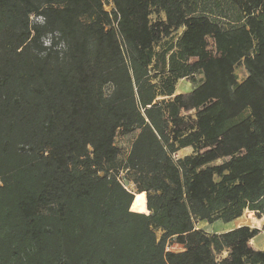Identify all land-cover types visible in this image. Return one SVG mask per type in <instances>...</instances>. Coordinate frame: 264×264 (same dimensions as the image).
<instances>
[{"label":"trees","instance_id":"obj_1","mask_svg":"<svg viewBox=\"0 0 264 264\" xmlns=\"http://www.w3.org/2000/svg\"><path fill=\"white\" fill-rule=\"evenodd\" d=\"M108 3L0 0V264H264V0Z\"/></svg>","mask_w":264,"mask_h":264},{"label":"rangeland","instance_id":"obj_2","mask_svg":"<svg viewBox=\"0 0 264 264\" xmlns=\"http://www.w3.org/2000/svg\"><path fill=\"white\" fill-rule=\"evenodd\" d=\"M106 1V6H107V10H111L112 6L109 5V0H105ZM159 18L161 19H165V16L163 14L161 15H153L152 16V22H156ZM220 22H225L227 23V21H223V19L220 20ZM228 24V23H227ZM181 33V32H180ZM179 33V35H180ZM178 34H174L171 38H168L167 40L164 41L167 42L168 46L169 44H174L177 40V37L179 36ZM208 49L214 53L215 49H214V40L209 38L208 39ZM192 61H195V59H193ZM236 74L238 76V80L242 81L247 77V71L245 69L244 66H239L236 69ZM198 79H201V76H198ZM199 85V83H193L188 79H184V80H180L177 84V93H189L191 91H193V89H195L197 86ZM133 135H129V136H121L119 135L117 140H116V144L121 148V158H125V156L127 155L129 148H130V144L132 142L133 139ZM192 153L191 149H188L186 151H183L182 153L179 154V156H186ZM221 162H219L218 164H220ZM122 182L124 183V185L127 187L128 190L135 192V187L133 184L122 180ZM133 210H135V206L132 207ZM247 212V211H246ZM245 212V213H246ZM241 217V222L242 224H245L246 226H249L251 228H257L260 230V234L254 238L253 240H251L249 242V247L252 251H256L257 249L259 251H263L264 250V231H263V221L262 218H258L256 214H245ZM234 223H223L221 221L215 222L213 224H209L207 222L198 224V228L202 229L204 231H206L207 233L210 234H221V233H226V231H228V229H230L231 227H233ZM160 235V234H158ZM168 251H172V252H181L183 251V247L181 245H170L168 247ZM227 253H224L223 256H218L219 260L222 259V257H226Z\"/></svg>","mask_w":264,"mask_h":264},{"label":"crops","instance_id":"obj_3","mask_svg":"<svg viewBox=\"0 0 264 264\" xmlns=\"http://www.w3.org/2000/svg\"><path fill=\"white\" fill-rule=\"evenodd\" d=\"M247 76H248V74H247ZM240 81V80H239ZM243 81V80H242ZM242 81H240V82H242ZM188 149H190V148H187V149H185V150H183V151H186V150H188ZM183 151H181L180 153H182ZM138 195H142V196H144V199H145V209L144 210H137V208H138V206H139V203H140V200H139V203H138V205L137 206H135V210H133V208H132V211L133 212H138V213H145V214H149V211L147 210V199H146V194L145 193H141V194H135V197L136 196H138ZM137 198V197H136ZM136 198H135V200H136ZM135 202V201H134ZM134 206V205H133ZM132 206V207H133ZM255 214L254 212H251V211H247L245 214ZM241 218H239V219H237V220H235V221H233V223H234V225H233V227H231L230 229H228V231H226V232H229V231H231V230H234V229H237V228H239V227H241V226H246L245 224H242V222H241V220H240ZM262 221H263V225H264V217H262ZM202 223H204V222H202ZM201 224V223H200ZM256 251H259L258 249L256 250Z\"/></svg>","mask_w":264,"mask_h":264},{"label":"bare ground","instance_id":"obj_4","mask_svg":"<svg viewBox=\"0 0 264 264\" xmlns=\"http://www.w3.org/2000/svg\"><path fill=\"white\" fill-rule=\"evenodd\" d=\"M138 203H139V198H136V200H135V202H134V206H137L138 205Z\"/></svg>","mask_w":264,"mask_h":264},{"label":"built area","instance_id":"obj_5","mask_svg":"<svg viewBox=\"0 0 264 264\" xmlns=\"http://www.w3.org/2000/svg\"><path fill=\"white\" fill-rule=\"evenodd\" d=\"M178 156H179V155H178ZM178 156H177V157H178ZM174 245H177V244H176V243H174ZM178 245H180V244H178ZM181 246L183 247V245H181ZM183 249H184V247H183Z\"/></svg>","mask_w":264,"mask_h":264}]
</instances>
